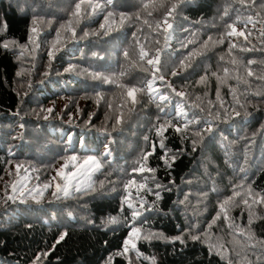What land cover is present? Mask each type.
Returning a JSON list of instances; mask_svg holds the SVG:
<instances>
[{
  "label": "trees",
  "instance_id": "trees-1",
  "mask_svg": "<svg viewBox=\"0 0 264 264\" xmlns=\"http://www.w3.org/2000/svg\"><path fill=\"white\" fill-rule=\"evenodd\" d=\"M77 2L0 0V22L6 24L0 27V264H151L152 259L156 264H240L249 235L253 241L264 242V5L260 0L252 7H248L252 0L243 4L241 0H113L97 15L74 24L72 38L61 26L74 20ZM145 3L148 8L143 7ZM172 4H178L176 14L167 16ZM81 7L83 15L87 4ZM113 10L126 13L127 19L121 23L118 15L110 18L115 30L102 39L92 35L80 39L85 31L102 32L105 13ZM165 17L172 24L166 50ZM248 17L254 27L248 23L245 28L240 22ZM226 22L248 36L247 40L230 38L236 44L230 53L228 39L217 42ZM136 37L150 57L160 52L162 70L176 67L196 49L191 67H176L175 76L165 74L167 84L182 96L153 78L151 66L139 59ZM70 66H75L74 71L66 72ZM94 72L115 82L93 79ZM132 87L138 89L135 103L127 96ZM153 90L166 94L168 100L154 102L149 98ZM118 118L121 123L112 131L113 142L108 145L112 156L103 158V172L110 175L105 179L97 173L93 178L97 184L105 181L102 190L98 187L90 195L56 199L53 185L39 204L31 199L27 203L7 200L14 195L13 184L23 182L32 188L56 176L64 156L101 157L107 138L96 129L107 126L111 130ZM169 119L175 127L183 128L185 120L197 123L188 124L182 132L168 127L158 134L155 126ZM88 120L94 128L86 125ZM205 120L212 121L211 134L202 127ZM69 135L73 144L65 152ZM148 152L152 154L147 167L155 171L133 172ZM17 165L22 166L19 172ZM132 178L153 189L140 192L145 207L155 201L154 209L144 211L136 221L141 235L151 231L167 238L135 241L142 254L139 258L131 248L121 254L131 221V209L122 204V191L124 182ZM157 183L168 190L156 189ZM136 186L131 189L133 197ZM113 187L115 191H110ZM225 200L229 201L228 218L223 213L217 218ZM109 217L119 223H108ZM63 233L67 235L57 243ZM193 234L200 239L191 240ZM177 236L183 237V245L172 242ZM210 245L222 247L210 249ZM248 259L264 264V247L258 244L248 250Z\"/></svg>",
  "mask_w": 264,
  "mask_h": 264
},
{
  "label": "snow or ice",
  "instance_id": "snow-or-ice-1",
  "mask_svg": "<svg viewBox=\"0 0 264 264\" xmlns=\"http://www.w3.org/2000/svg\"><path fill=\"white\" fill-rule=\"evenodd\" d=\"M187 2L191 3L192 0H187ZM85 3L87 4V7L85 9H83V15H82V7L81 6H82V4H85ZM112 3H113V0H79V2H77L75 4L74 11L72 12V17L74 18V20H69L66 25H62L61 27L65 28L67 31L71 32L72 38H75L74 24H79L81 19H87V18L92 17L93 15H97L98 10L102 9L105 5L111 6ZM241 3L243 4V0H241ZM253 4H255V0H252V4H249L248 7H252ZM260 4L264 5V0H260ZM143 7L148 8L149 5L145 3V4H143ZM177 7H178V4H172L170 9H168L167 16H174V14H176ZM237 11L239 12V10H237ZM148 14L151 15L150 12ZM116 15L119 16L121 23H123V21L125 19H127L126 13L120 12L117 14L114 10L113 11H107L105 13L104 23L100 25L102 32H95L94 31L92 33H88L87 31H85L82 34V36L80 37V39H84V38L88 37L89 35H92L94 37H100L101 39L105 36H108L112 31L115 30L113 28L111 22H110V18H113ZM225 15H228L227 10L225 11ZM237 20H239V16H237ZM240 22L244 24L245 28H247L248 23H253V27L255 26V22H253L252 17H248V19L246 21H240ZM145 23H147V21H145ZM162 23L164 25H166V27L163 29V31H164V44H165V50H166L169 41L172 39V33L169 31L170 29H172V24L168 22L167 17L164 18ZM0 27H6V24L0 22ZM156 27L160 28L161 24L158 23L156 25ZM224 28H225V30L221 35V39L217 42L220 44H223L224 40L228 39L229 40V48H228L229 53L232 51L233 48L236 47V44L233 43L230 38L235 37L238 39L239 37H244L245 40L248 39V36H245L244 31H237L236 30L234 23H227L226 22L224 25ZM36 31H37L36 27H33L32 32L35 33ZM248 35L250 36L251 32H249ZM261 35L264 36V32H261ZM56 37H57V41H59L60 40V33L59 32H57ZM134 39H135V42L137 44H139V51H138L139 59L141 61H146L147 65L151 66L152 75H153L154 79H158L161 82H165L166 87H169V88H171V85L167 84V82L165 81V74H170V75L175 76L177 74L176 73V67L187 70L188 67H191L192 58L195 56V53H196V49H193L181 58L179 64L176 67H174L172 69L165 68L164 70H162L161 66H160V52L157 51L153 56L150 57L149 53L147 51H145V46L140 43L139 37H136ZM208 40H212V37L211 36L208 37ZM187 43H193V41L189 40ZM187 43L182 44V47H186ZM204 46H207V41L204 42ZM4 47L7 48V47H9V45L4 44ZM52 48L53 49L56 48L55 43H53ZM241 50H245V49H241ZM247 50H251V49H247ZM48 55L52 59L55 58L52 51H49ZM96 55L98 56V54H96ZM123 55L125 56V58H127L129 55L128 51L125 50L123 52ZM98 58L102 59V57H100V56H98ZM220 59L223 60L224 57L221 56ZM185 61H188V63H185ZM254 62L255 61H249V63H254ZM232 63H236V61L233 59ZM74 68H75V66H70V67L66 68L65 71L66 72H72V71H74ZM224 71H225V73H227L228 70L224 69ZM247 74L249 76H251L252 72L248 71ZM45 75H48V73L45 72ZM92 78L101 80L103 83L115 82L114 78L108 77V76H103L100 73H95V72L92 73ZM258 78H260V77H258ZM204 79H205V77H202L201 82H203ZM147 88L151 89L152 84H148ZM137 90L138 89L136 87H132V88H129L127 90V96L132 98L133 103H135V93L137 92ZM171 90H172V92L175 93L176 96H182V93L177 92L175 90V88H171ZM146 94H149V93H147V91H146ZM233 95L235 96L234 91H233ZM149 98L152 99L154 102L168 100V96L166 94L155 91V90H153V94H149ZM217 99H219V93H217ZM236 102L239 103L238 100ZM157 106L160 107L161 111L164 110V108L160 104H158ZM241 107H242V105H241ZM47 111L51 112L52 109H47ZM181 111H183V110L181 109ZM225 111H227V109H225ZM232 111L235 112V115L237 117H239L241 115L239 111L235 110V108H233ZM244 115L246 117L248 115V113L245 112ZM43 119L46 120V119H48V117L44 116ZM85 123H86V125H90L93 128L95 127L94 125L91 124V120H88ZM120 123H121V119L118 118L115 121V123L112 125L111 130H109V128L107 126H105L102 129H96V131L100 132L101 135H104L107 138L105 141V145H104L105 150H104L101 157H98L97 155H88L85 157H78L75 154L64 156V157H62L64 159V164L62 167H60L57 170L56 176L51 177L50 180L45 181L43 183H38V184L34 185L32 188H27L26 183H23V182H21L19 184H13L12 190H13L14 195L8 196L7 200H10L12 202H16L17 200H19L20 203H27L28 200L31 199L33 202L39 204L42 202L45 192H47L50 188H52L53 185H54V191L52 192V195L56 199H67V198L73 197L75 194L90 195V194L96 192L98 187L102 190L105 186V181L101 180L99 182V184H97L93 178L96 176L97 173L104 175L105 179L107 178L108 175H110V173H104L103 172L104 165L106 163V161L103 158L112 156V151L108 147V145L113 142L111 139L112 131H114ZM195 123H197V121H195V120H185L183 122V128H186L188 126V124H195ZM155 127H156V132L158 134H161V135L163 134L164 131L167 130L168 127H174V130L176 132H182L183 131L182 127H175L174 125H172L170 119L165 121L164 123L156 125ZM202 127H206L209 134H211L212 121L211 120H205L204 126H202ZM196 134L199 135L200 133L197 132ZM77 143H79V146L82 148L86 147V145L84 144L83 141H77ZM193 143L195 144V142H193ZM72 144H73V139H72V136L69 135L66 138V144H65L64 151L67 152L71 148ZM162 146L163 145L161 144V147ZM154 148H155V145H153V150H154ZM151 154H152L151 152L142 154L141 158L137 161L138 167L134 168L132 171L133 172H139L141 174H143L145 171L154 172L155 171L154 169L147 167V159H148V156ZM166 155L167 154L165 153V156ZM163 158L164 157H162V159ZM174 160H175V157H172L171 162L174 163ZM20 167H22V166L17 165V172H19ZM25 171L27 172V169H25ZM58 178H59V182H58ZM27 179H28V177L26 176L25 180H27ZM36 179L39 180V177H36ZM109 183H112V182L109 181ZM170 183H174V181H170ZM134 184L137 185L135 197H133V194L131 191ZM162 187H164V190H168L165 186H163L159 183H157L155 185L156 189H160ZM26 188H27V193L25 194ZM145 189H146L145 183L137 184L135 178H132V179L126 180L124 182L123 191H122V204L127 205V207L129 209H131V221L127 225L129 227V235L126 237V239L123 242V250H122L121 254H127L129 252V249L131 248V250L135 252V255L137 258H139L142 254L137 250V244L135 241H139L141 239H143L145 241H151L154 239L155 240L167 239L162 234L154 233L151 231L145 232L143 235H141V227L136 226V221L143 214V212L144 211H152L155 207V201L152 204H149L147 207H145L147 202L140 195L141 190H145ZM110 191H115V188L113 187L112 189H110ZM146 191L151 193V192H153V189L147 188ZM101 194L103 195L105 193L101 192ZM236 194H239V193H236ZM248 195L251 196L252 193L249 191ZM155 196H156L157 200L161 199L159 191L155 192ZM185 199H186V197H185ZM259 202H260L259 200L253 201V203H259ZM228 203H229V201L225 200L220 204V212L217 214V218H219V215L221 213L224 214L226 219L228 218V215H227L228 210L226 207L228 205ZM243 203L248 205L249 207H251L248 199H244ZM156 211H159V209L156 208ZM214 222L215 221H213V223ZM108 223L118 224L119 220L116 217H109ZM141 224H143V221H141ZM249 224H251V214H250ZM229 226L231 227L232 225L230 224ZM210 227H211V225H209V228ZM66 235H67V233L61 234L59 236V240L57 241V243L62 241ZM204 235L207 236V233H204ZM190 239L193 241H196V240L200 239V236L193 234L190 236ZM247 239L249 240V244L244 246L245 250H244V254L242 256H240V264H252V262L248 259V250L255 249L258 244H261L262 247H264V242L253 241V238L251 237V235H249L247 237ZM175 241H179V243L181 245H183L185 243L182 236L175 237L172 242H175ZM214 247H222V245H219V246L210 245V249L214 248ZM44 255L46 256L47 253H44ZM237 255L239 256L240 253H237ZM37 259H39V257H37ZM144 259H148V258L144 257ZM257 260H260V257H257ZM129 264H131L130 261H129ZM151 264H156L155 259H152Z\"/></svg>",
  "mask_w": 264,
  "mask_h": 264
}]
</instances>
